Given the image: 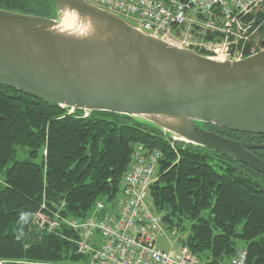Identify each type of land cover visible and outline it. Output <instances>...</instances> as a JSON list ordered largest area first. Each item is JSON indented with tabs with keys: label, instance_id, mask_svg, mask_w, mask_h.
Returning <instances> with one entry per match:
<instances>
[{
	"label": "trees",
	"instance_id": "16d2710c",
	"mask_svg": "<svg viewBox=\"0 0 264 264\" xmlns=\"http://www.w3.org/2000/svg\"><path fill=\"white\" fill-rule=\"evenodd\" d=\"M0 10L52 21L62 13L52 0H0ZM204 129L237 142L264 145V136ZM136 146L158 150L155 211L179 244L202 264H231L245 249L246 264H264V176L207 148L173 142L140 119L76 111L0 85V262L84 264L78 236L65 226L41 229L36 217L83 220L97 202H113ZM264 161V150L252 151ZM45 206V209L41 208Z\"/></svg>",
	"mask_w": 264,
	"mask_h": 264
},
{
	"label": "water",
	"instance_id": "95a60500",
	"mask_svg": "<svg viewBox=\"0 0 264 264\" xmlns=\"http://www.w3.org/2000/svg\"><path fill=\"white\" fill-rule=\"evenodd\" d=\"M52 1L61 13L69 7L117 28L120 43L55 37L36 27L56 21L0 10V85L61 108L139 118L264 176V161L252 153L264 145L237 142L200 125L264 136V50L241 61L212 60L84 0ZM148 116L184 118L185 127H167Z\"/></svg>",
	"mask_w": 264,
	"mask_h": 264
},
{
	"label": "built area",
	"instance_id": "2783aa9c",
	"mask_svg": "<svg viewBox=\"0 0 264 264\" xmlns=\"http://www.w3.org/2000/svg\"><path fill=\"white\" fill-rule=\"evenodd\" d=\"M84 1L130 20L135 28L169 45L217 61H241L257 54L251 45L256 35L264 36V0ZM172 141L180 140L172 136ZM162 157L158 150L136 146L113 202H97L83 220L41 211L38 226L49 232L65 226L75 232L77 254L88 258L84 264H202L186 247L164 251L157 246L165 227L163 216L151 211L150 188L157 181ZM247 258V251L239 250L231 264H246Z\"/></svg>",
	"mask_w": 264,
	"mask_h": 264
},
{
	"label": "bare ground",
	"instance_id": "6f19581e",
	"mask_svg": "<svg viewBox=\"0 0 264 264\" xmlns=\"http://www.w3.org/2000/svg\"><path fill=\"white\" fill-rule=\"evenodd\" d=\"M64 17L59 25H41L36 30L50 34L55 37H62L76 41H87L97 45L119 44V31L111 28L106 23L97 21L90 16H84L64 7ZM32 26V25H31ZM147 119L158 121L164 126L174 129H183L186 120L172 116H148Z\"/></svg>",
	"mask_w": 264,
	"mask_h": 264
},
{
	"label": "rangeland",
	"instance_id": "374dc122",
	"mask_svg": "<svg viewBox=\"0 0 264 264\" xmlns=\"http://www.w3.org/2000/svg\"><path fill=\"white\" fill-rule=\"evenodd\" d=\"M64 17V13H62V19H60L59 21H57L58 24H60L63 20ZM122 20L128 22L131 25H135L133 22H131L130 20L124 18V17H119ZM260 34L255 36V43H253V45H251V49L255 50V51H263L264 47H263V41H264V36L263 37H259ZM139 119V118H136ZM141 120V119H140ZM152 199V198H151ZM153 202L151 200V211L152 212H156L154 206L152 207ZM165 227V225H164ZM181 235V231L180 230H173L170 231L169 229H167L165 227V236H159L158 242H157V246L159 249L164 250V251H169L170 249H172L173 251H177L180 248V244L178 243V238ZM0 264H2L0 262Z\"/></svg>",
	"mask_w": 264,
	"mask_h": 264
},
{
	"label": "flooded vegetation",
	"instance_id": "af4514ba",
	"mask_svg": "<svg viewBox=\"0 0 264 264\" xmlns=\"http://www.w3.org/2000/svg\"><path fill=\"white\" fill-rule=\"evenodd\" d=\"M202 127V126H201Z\"/></svg>",
	"mask_w": 264,
	"mask_h": 264
}]
</instances>
